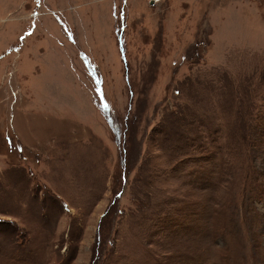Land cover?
<instances>
[{
  "label": "rangeland",
  "instance_id": "1",
  "mask_svg": "<svg viewBox=\"0 0 264 264\" xmlns=\"http://www.w3.org/2000/svg\"><path fill=\"white\" fill-rule=\"evenodd\" d=\"M0 264H264V0H0Z\"/></svg>",
  "mask_w": 264,
  "mask_h": 264
}]
</instances>
